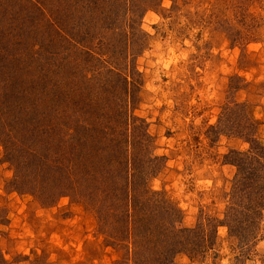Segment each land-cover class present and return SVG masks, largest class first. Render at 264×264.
I'll use <instances>...</instances> for the list:
<instances>
[{"label": "rangeland", "instance_id": "rangeland-1", "mask_svg": "<svg viewBox=\"0 0 264 264\" xmlns=\"http://www.w3.org/2000/svg\"><path fill=\"white\" fill-rule=\"evenodd\" d=\"M13 1L25 16L0 22V94L12 87L9 81H26L30 58L45 55L33 48L45 44L46 28L36 25L52 0ZM81 2L99 11L100 20L70 22H77L78 34L104 40L107 65L118 62L108 71L93 61L83 89H74L79 96L60 87L58 97L79 109L92 135L124 127L128 115L141 118L151 137L148 155L163 159L141 177L144 205L122 199L119 184L104 198L93 189L99 178L86 185L77 168L65 174V145L43 133L47 103L29 97L16 107L0 100V264H264V189L251 190L250 228L223 224L242 172L227 154L239 151L245 167L257 170L253 187L264 183V0H82L78 10ZM19 39L33 45L21 47ZM32 61L31 79L43 78L46 65ZM127 70L135 72L129 93L120 85ZM22 88H13L20 104ZM121 215L135 224L127 238ZM197 224L215 226L212 247H177L175 240L189 233L173 229ZM161 231L169 232L164 243L154 239ZM168 242L178 249L171 258ZM146 245L156 249L137 255Z\"/></svg>", "mask_w": 264, "mask_h": 264}, {"label": "trees", "instance_id": "trees-1", "mask_svg": "<svg viewBox=\"0 0 264 264\" xmlns=\"http://www.w3.org/2000/svg\"><path fill=\"white\" fill-rule=\"evenodd\" d=\"M16 1L23 3L24 0ZM80 1L82 0H52L49 1L48 4H45L44 7L40 6L43 15L40 23H37L36 28L38 24L39 27H43L44 29L46 28L44 40L45 44L38 45L36 43V47L33 49H42L45 52V55H43V59L39 58L37 60V58H30L29 63L26 65L28 69L27 74H25L26 81H18L20 83V85H18L19 87L17 86L16 81L13 83L9 81V84H12V87L7 89V93L3 92L0 94V100L5 103L8 102L10 105L15 104L16 107L22 104L25 106L29 97L37 100V103H47L50 110L48 109L46 113L48 115L46 118L47 124L42 127L43 133L46 134V138H49L52 133L59 142L65 145L66 159L63 165L66 170L65 174L69 175L75 168H77L80 170L79 175L82 174L83 176V178H81L78 175V178H81V181L86 185H89V183H92L95 179L97 180V178H99L101 180L100 184H94L93 189H95L96 194L103 196L104 198L112 197L110 194L112 195L114 188H117V185L119 184V191L121 192L120 197L122 199L126 200L127 196H130L129 202H132L133 205H144L145 200L142 199L144 197V191H140V184L142 181L141 177L143 174L145 175L146 172L151 174V172L154 171L155 165H152L154 160L157 162V160L161 161L163 159L162 157H151L148 155V146L151 141V137L144 127V121L131 114L128 115L127 122L124 127H118V129L112 126L106 127L97 133L94 132V135H92L93 133L90 134L86 124L82 123V119L77 117L79 109H77V107H73L70 104V101L62 103L63 100L58 97V92L56 91L60 87L66 90L72 89L76 95H78L80 94V92H78L79 90L75 91L74 89H83L84 85L81 82V78L88 80L89 77L87 76L86 71L93 65V61L100 65L106 64L102 68H106V66H108V71H112L111 68L113 66L110 64L118 62V60L114 61L113 58V61L110 60V64L107 65V59L104 57V53L102 51L110 49L107 46L106 48L104 47L106 45L104 40L101 38L97 39V36L93 37L92 34H88L85 31L78 34L76 25L77 22L76 24H74L73 21L72 23L70 22L72 19H77L79 24H82V21L87 23L88 19L82 20L86 17L92 18L94 22L96 20H100L99 18H101L99 11L94 9L89 10L82 2V10H78V4ZM106 1L108 0H86V3L97 5ZM115 1L116 3L132 2V4H136L134 0ZM19 5L20 4L16 6L13 0H0V22L2 27L8 26L7 21L11 19L16 20L17 18L22 17L21 14L24 15L25 11H22V5ZM74 5L77 7L76 9L73 7ZM63 24L68 27H64ZM86 34L88 35L87 37ZM94 38L97 39L96 43L92 40ZM4 40L5 36L0 33V43ZM16 40L17 39L13 41L14 47H11V49L16 48ZM20 41L22 40L19 39V42ZM22 42L23 45H21V47H27L30 44L33 45L32 41H30V43H25L24 41ZM103 47L105 49H103ZM31 61L32 64L35 65H39V61L46 65V67H44L45 72L42 75L43 78L38 79L35 76V78L31 79L30 69L33 68V66H31ZM134 73L135 72L132 70H127L128 75L124 74L122 83H119L122 85V88L126 85L127 93L130 92V87L128 88V85L132 84L133 87L135 86L133 79L131 78L129 80V77H132ZM64 75L66 76L65 78ZM66 80L73 83L75 88H71L70 83ZM20 87H25L22 88L24 91L21 92L23 95V101L21 104L17 100V91L14 92L13 90L14 88L19 91ZM81 96H83V93ZM2 108H4V106ZM3 126L7 140L11 146H13V141H15V139L13 138L6 122L3 123ZM15 136H18V134L15 133ZM250 140L251 139L247 140V142L251 143ZM58 152L61 153L60 151ZM11 154L14 156L13 153ZM239 154V151L235 150L230 151L227 154L228 158H232L229 161L231 164L237 166L239 169L242 168L241 174L237 173L235 175L232 192L233 201L228 207L227 212H229V214L226 213L227 218L223 220V224L229 230H231V228H239V224L243 227V230H246V227L247 229L251 227V190H257L259 188L264 189V183L261 182H259V184L257 183L256 187H253L255 185L254 181L259 176L258 172L257 170H251L250 166L245 167L246 164H243L242 159L239 158ZM240 164H242V167L239 166ZM251 171L254 173L252 174ZM83 179L86 182H84ZM65 180L68 184L71 182L73 183L72 179ZM120 180L125 182L123 183L122 181V186L119 183ZM71 186H73V184ZM59 188H62L60 191L65 190L63 184H61ZM116 194L118 193L116 192ZM243 203L247 205L246 208L245 206L243 207ZM162 208L163 207H159L157 210ZM140 209L144 212L143 207ZM122 217L123 215H121L118 219L121 220ZM122 220L124 221L122 229L125 230L127 238L131 235L129 231L131 228L134 229L133 226H135V224L130 225L126 221V217ZM243 222H246L247 226L242 225ZM207 228L210 229H206L205 224H197L192 228H184L182 230L179 228L173 229L175 231L177 230L189 233L185 237L186 240L176 239V246L181 249L183 246L186 247L185 245L189 242L192 243L191 246L200 243V249L198 250L205 252L212 247L213 240L211 239L215 238V226L213 224L211 226L207 225ZM168 234V231H161L160 235L156 236L154 239L158 240V243H164L163 241H167L166 236ZM245 237L246 236H244V238ZM150 241L152 240L150 239ZM170 244L171 243L168 242L169 250L168 247H166V252L171 251L168 258H171L170 256L173 255L174 252L178 251V249L176 250L177 247H175L174 244ZM150 249L153 251L156 248L151 247ZM150 249H148L146 245L143 250L137 249L136 254L141 255L145 252L147 255L151 252ZM194 251H197V247ZM159 264L173 263L172 259H167L166 262Z\"/></svg>", "mask_w": 264, "mask_h": 264}]
</instances>
